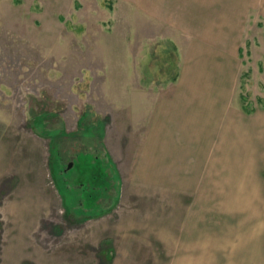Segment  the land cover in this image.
I'll list each match as a JSON object with an SVG mask.
<instances>
[{
  "label": "rangeland",
  "instance_id": "1",
  "mask_svg": "<svg viewBox=\"0 0 264 264\" xmlns=\"http://www.w3.org/2000/svg\"><path fill=\"white\" fill-rule=\"evenodd\" d=\"M142 3L0 0V264H160L110 238L124 208L104 136L128 94L176 71L174 30ZM250 16L232 104L264 112V22Z\"/></svg>",
  "mask_w": 264,
  "mask_h": 264
},
{
  "label": "crops",
  "instance_id": "2",
  "mask_svg": "<svg viewBox=\"0 0 264 264\" xmlns=\"http://www.w3.org/2000/svg\"><path fill=\"white\" fill-rule=\"evenodd\" d=\"M142 1L174 30L176 71L128 94L104 136L124 208L110 238L143 262L264 264V112L236 108L231 86L264 0Z\"/></svg>",
  "mask_w": 264,
  "mask_h": 264
},
{
  "label": "trees",
  "instance_id": "3",
  "mask_svg": "<svg viewBox=\"0 0 264 264\" xmlns=\"http://www.w3.org/2000/svg\"><path fill=\"white\" fill-rule=\"evenodd\" d=\"M246 110H248V109H246Z\"/></svg>",
  "mask_w": 264,
  "mask_h": 264
},
{
  "label": "water",
  "instance_id": "4",
  "mask_svg": "<svg viewBox=\"0 0 264 264\" xmlns=\"http://www.w3.org/2000/svg\"><path fill=\"white\" fill-rule=\"evenodd\" d=\"M70 166V165H69Z\"/></svg>",
  "mask_w": 264,
  "mask_h": 264
}]
</instances>
